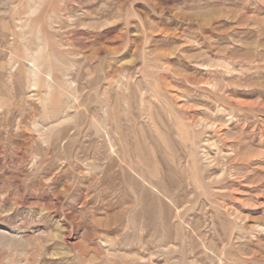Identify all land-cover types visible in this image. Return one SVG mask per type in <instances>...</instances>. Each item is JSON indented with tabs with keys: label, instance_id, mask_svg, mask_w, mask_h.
Instances as JSON below:
<instances>
[{
	"label": "rangeland",
	"instance_id": "1",
	"mask_svg": "<svg viewBox=\"0 0 264 264\" xmlns=\"http://www.w3.org/2000/svg\"><path fill=\"white\" fill-rule=\"evenodd\" d=\"M0 264H264V0H0Z\"/></svg>",
	"mask_w": 264,
	"mask_h": 264
},
{
	"label": "bare ground",
	"instance_id": "2",
	"mask_svg": "<svg viewBox=\"0 0 264 264\" xmlns=\"http://www.w3.org/2000/svg\"><path fill=\"white\" fill-rule=\"evenodd\" d=\"M20 241V240H19Z\"/></svg>",
	"mask_w": 264,
	"mask_h": 264
}]
</instances>
